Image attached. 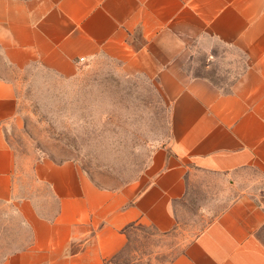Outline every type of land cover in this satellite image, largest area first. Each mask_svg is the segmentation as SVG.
I'll use <instances>...</instances> for the list:
<instances>
[{
	"label": "crops",
	"instance_id": "crops-1",
	"mask_svg": "<svg viewBox=\"0 0 264 264\" xmlns=\"http://www.w3.org/2000/svg\"><path fill=\"white\" fill-rule=\"evenodd\" d=\"M198 39L245 55L229 89L186 68ZM0 61L66 80L104 63L156 79L172 99L170 143L127 183L101 186L74 160H40L35 179L55 201L47 214L41 196L17 197L7 130L19 100L0 74V206L29 231L0 264H155L114 259L137 226L185 230L179 208L194 192L207 224L164 264H264V0H0Z\"/></svg>",
	"mask_w": 264,
	"mask_h": 264
},
{
	"label": "rangeland",
	"instance_id": "rangeland-1",
	"mask_svg": "<svg viewBox=\"0 0 264 264\" xmlns=\"http://www.w3.org/2000/svg\"><path fill=\"white\" fill-rule=\"evenodd\" d=\"M212 43L194 41L187 49L186 68L227 90L244 69L246 57ZM0 74L14 83L19 100V122L7 130L16 156L17 197L41 196L39 205L47 214L55 211V201L46 198L45 186L35 179L40 160H74L97 184L115 187L140 176L152 151L170 143L172 99L154 78L126 77L104 63L82 66L68 80L36 67L12 71L1 61ZM202 196L194 192L179 208L185 230L162 235L137 226L114 260H170L206 226L208 208ZM28 241L29 231L20 225L14 208L0 206V261Z\"/></svg>",
	"mask_w": 264,
	"mask_h": 264
}]
</instances>
